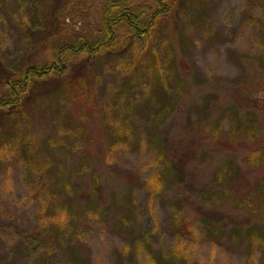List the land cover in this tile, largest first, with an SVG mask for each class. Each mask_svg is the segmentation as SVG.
Returning <instances> with one entry per match:
<instances>
[{
  "label": "rangeland",
  "instance_id": "1",
  "mask_svg": "<svg viewBox=\"0 0 264 264\" xmlns=\"http://www.w3.org/2000/svg\"><path fill=\"white\" fill-rule=\"evenodd\" d=\"M178 1L181 13L134 51L124 40L83 69L72 62L75 90L58 80L35 85L27 124L0 116V264H68L67 242L37 244L35 236L48 232L52 195L60 203L68 191L82 204L94 172L102 205L80 236L85 264H158L182 238L179 220L190 232L182 240L191 264H264V157L250 156L251 142L232 134L253 114L264 140V0ZM100 2L0 0L3 67L51 57L72 28L97 23ZM142 6L150 14L154 0ZM152 62L169 77L165 88L147 75ZM179 76L185 86L176 96ZM127 115L128 138L114 137L105 118L112 130ZM84 129L93 136L82 150ZM167 164L156 195L123 177L147 179ZM223 168L233 177L226 186Z\"/></svg>",
  "mask_w": 264,
  "mask_h": 264
},
{
  "label": "trees",
  "instance_id": "2",
  "mask_svg": "<svg viewBox=\"0 0 264 264\" xmlns=\"http://www.w3.org/2000/svg\"><path fill=\"white\" fill-rule=\"evenodd\" d=\"M144 1L145 0H101L97 10V23L91 28H89L87 24L81 29H71L69 27L68 29H71L70 32H72L74 37L73 35L68 37L63 45L55 48L51 57L43 60H36L29 64H23L19 67H7V69L5 66L3 67V61L1 60L0 67L2 68H0V77H2L3 80L0 84V113H2L0 116H6L5 118L8 119L7 122L12 125L23 126V124H27L30 120L27 116V105L31 90L35 85H40L42 83L46 84L52 80H58L61 82L60 84L64 85L67 89L75 90L80 80L75 82V80L70 78V73L74 64L72 62H76L73 68L74 70L77 66L83 69L86 64L90 63L93 59L96 60L105 53H111L121 48L119 46L124 40L126 51H134L140 40L146 37L151 39L164 24H167V21L171 18L173 13H178V15L181 13L178 0H154V7H151L150 14H146L142 6ZM147 69V75L152 79L159 78L160 85L165 88L166 83L169 82V77L166 80L162 79L163 73L161 64L158 65L152 62V67L149 65ZM179 78L181 89H178V91L174 93L176 96L182 93V89H184L185 86V79L180 76ZM84 84L85 81L82 80V86ZM256 96H253L254 99L257 98ZM236 111L239 112V110ZM246 115L245 113L244 116L246 117ZM251 115L252 117L243 118L242 123L244 122V125L240 126L239 129L232 134L236 136L239 135V137L250 141L253 146L251 147L250 153L252 154L250 156L255 157L258 155L261 158L264 157V140L260 132L261 127L256 117L253 114ZM127 118L128 115L120 117L116 122L117 127H113L111 130L109 126L112 125L113 122H108V118L106 117L104 121L107 125L104 124V126L107 130L110 129V132L112 131L114 137L120 139L123 137L127 139L128 131L130 132L129 126L127 125ZM90 134L91 132H86L85 129L84 131L82 130V150L88 145V139L86 137L92 135ZM229 136L232 137L230 133ZM85 138L87 141L84 140ZM92 161V154L89 152L82 157V187L86 171L92 164ZM169 172H171V167L167 164L166 172L156 171L147 179L136 177L132 172L127 173L125 176L123 175V177L131 182V185L147 188L151 195H156L163 190L166 175ZM231 178L233 177L229 176L227 168H223V172L218 175V180L222 179L220 183L223 186H226L228 184L226 183L227 179L230 180ZM67 180H69V185H71L70 178ZM64 186L68 188L67 183H64ZM99 188L100 174L94 172L93 185L89 196L85 198L82 192V204L75 205L77 198L74 195L68 194V191L64 194L67 196L66 199L60 200V203L54 201L56 196L53 194L50 205L46 211V219H44V225L48 232L46 235L41 232L35 236L37 244L43 242L48 244L54 238H56V241L67 242V251L69 254L68 264H80V262L85 264L87 255L83 253V241L81 249L80 236H82V239L86 236L90 231L92 222L101 212L102 204L97 194L99 193ZM226 188L227 187H225V189ZM225 189L223 190V195L227 198L229 192ZM220 197H223L222 193L219 197L217 196L218 199ZM81 218L82 222L80 221ZM179 222L181 237H186L190 233L188 226L181 220H179ZM200 222H203L209 229L212 228V225L205 222L204 219H200L199 223ZM144 238H146L145 233H142L140 239L144 241ZM182 238H180L178 243L171 250L162 255L161 260L155 261L158 264H191L189 252L186 250ZM44 247L45 246H42L41 248L45 249ZM46 247L48 248V246ZM46 258L47 254H40L41 260Z\"/></svg>",
  "mask_w": 264,
  "mask_h": 264
}]
</instances>
